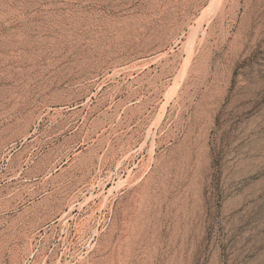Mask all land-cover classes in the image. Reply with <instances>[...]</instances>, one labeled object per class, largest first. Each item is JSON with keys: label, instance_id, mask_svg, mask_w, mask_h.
<instances>
[{"label": "rangeland", "instance_id": "1", "mask_svg": "<svg viewBox=\"0 0 264 264\" xmlns=\"http://www.w3.org/2000/svg\"><path fill=\"white\" fill-rule=\"evenodd\" d=\"M103 1L0 0V264H264V0Z\"/></svg>", "mask_w": 264, "mask_h": 264}, {"label": "bare ground", "instance_id": "2", "mask_svg": "<svg viewBox=\"0 0 264 264\" xmlns=\"http://www.w3.org/2000/svg\"><path fill=\"white\" fill-rule=\"evenodd\" d=\"M103 1V0H102ZM105 1V0H104ZM103 1V2H104ZM105 2H107V1H105ZM102 4H104V3H102ZM86 17V16H85ZM135 17H137V16H135ZM77 18V17H76ZM87 18V17H86ZM89 18V17H88ZM65 19V18H64ZM69 19V18H68ZM72 19V18H71ZM74 19H75V17H74ZM78 19H79V17H78ZM60 20V19H59ZM73 20V19H72ZM71 20V21H72ZM91 20V19H90ZM63 21V20H62ZM74 21H76V20H74ZM94 21V20H93ZM102 21V20H101ZM110 22H112L111 20H109ZM56 22H57V20H56ZM60 22V21H59ZM57 23V24H61V23ZM64 22V21H63ZM67 22V21H66ZM69 22V21H68ZM83 22V21H82ZM86 22H87V20H86ZM105 22V21H104ZM135 22V21H134ZM134 22H132L133 24H134ZM70 23V22H69ZM81 22H79V24H80ZM89 23V22H88ZM90 23H91V21H90ZM97 23V22H96ZM126 23V22H125ZM128 23V22H127ZM137 23V22H136ZM135 23V24H136ZM142 23V22H141ZM141 23H140V25H141ZM56 24V23H55ZM73 24V23H72ZM71 24V25H72ZM78 24V23H77ZM91 24H93V22L91 23ZM122 24V23H121ZM131 24V23H130ZM65 25V24H64ZM87 25V24H86ZM96 25V24H95ZM113 25V24H112ZM116 25V24H115ZM118 25V24H117ZM123 25V24H122ZM27 26V25H26ZM26 26H24V27H26ZM59 26H61V25H59ZM59 26H57V27H59ZM76 25H74V26H72L73 28L75 27ZM79 26V25H78ZM77 26V27H78ZM85 26V25H84ZM88 26V25H87ZM93 26V25H92ZM97 26V25H96ZM95 26V27H96ZM118 26H120V25H118ZM128 27H129V25H127ZM131 26V25H130ZM28 27V26H27ZM26 27V28H27ZM42 27V26H41ZM40 27V28H41ZM49 27V26H48ZM54 27V26H53ZM89 27V26H88ZM87 27V28H88ZM94 27V26H93ZM93 27H92V29H93ZM113 27H115V26H113ZM117 27V26H116ZM137 27V26H136ZM30 28V27H29ZM28 28V29H29ZM60 29H61V27H59ZM58 28V29H59ZM70 28V27H69ZM82 28H83V25H82ZM86 28V27H85ZM85 28H83L84 30H85ZM86 28V29H87ZM135 28V27H134ZM133 28V29H134ZM139 28V27H138ZM21 29V28H20ZM19 29V30H20ZM25 29V28H24ZM24 29L22 30V31H24ZM42 29H43V27H42ZM42 29H40V30H42ZM48 29V28H47ZM50 29V28H49ZM53 29V28H52ZM64 29V28H63ZM71 29V28H70ZM77 29V28H76ZM78 29H81V27L80 28H78ZM89 30H90V28H88ZM96 29V28H95ZM98 29V28H97ZM129 29H130V27H129ZM136 29V28H135ZM134 29V30H135ZM20 30V31H21ZM26 30V29H25ZM30 30V29H29ZM38 30V29H37ZM66 30H68V29H66ZM110 30V29H109ZM125 30V29H124ZM138 30V29H137ZM137 30H136V32H137ZM18 31V30H17ZM43 31H45L44 29L42 30V33L44 34L45 32H43ZM70 31V30H69ZM72 31V30H71ZM74 31V30H73ZM77 32H78V30H76ZM86 31V30H85ZM91 31V30H90ZM102 31H104V30H102ZM131 31V30H130ZM140 31V30H139ZM138 31V32H139ZM142 31V30H141ZM19 32V31H18ZM16 33L17 35L19 34L20 36V38H21V35L22 34H20V33ZM28 32H30V31H28ZM49 32V31H48ZM59 32H60V30H59ZM63 32V31H62ZM61 32V33H62ZM64 32H65V30H64ZM63 32V34H65V33H67V31L64 33ZM89 32V31H88ZM87 32V33H88ZM94 32V31H93ZM95 32H96V30H95ZM99 32V31H98ZM97 32V33H98ZM101 32V31H100ZM113 32V31H112ZM118 32V31H117ZM125 32H127V31H125ZM124 32V33H125ZM145 32V31H144ZM23 33V32H22ZM26 33H27V31H26ZM37 33H38V31H37ZM40 33V32H39ZM42 33H41V35H42ZM53 33H55V32H53ZM52 33V34H53ZM69 33H71V32H69ZM74 33H75V31H74ZM85 33V32H84ZM87 33H86V35H87ZM91 32H89L88 33V36H89V39H91L92 40V44H94V47L96 48V50H101V49H103V45H102V43H105V42H101V41H99L95 36L96 35H93V34H91V35H89ZM124 33H123V35H124ZM128 33H129V30H128ZM133 33V31L131 32V34ZM24 34V36L26 35L25 34V32L23 33ZM59 34V33H58ZM58 34H57V37H58ZM78 34V33H77ZM113 34V33H112ZM116 34V33H115ZM130 34V35H131ZM135 34V33H134ZM138 34V33H137ZM140 34H142V32H140ZM47 35V34H46ZM46 35H45V38H47L46 37ZM53 35H55V34H53ZM65 35H67V34H65ZM70 35V34H69ZM75 36L74 37H76L77 35L76 34H74ZM99 35V34H98ZM127 35V34H126ZM23 36V35H22ZM23 36V38H25ZM39 36V35H38ZM71 36H72V34H71ZM105 36V35H104ZM109 36V35H108ZM18 37V36H17ZM28 37H29V34H28ZM52 37V36H51ZM56 37V36H55ZM62 37V36H61ZM65 37V36H64ZM66 37H69V36H66ZM98 37V36H97ZM100 37V36H99ZM111 37H113V36H111ZM124 37V36H123ZM128 37H129V35H128ZM23 38H22V40H23ZM27 38V37H26ZM40 38V37H39ZM78 38V41L77 42H75L76 41V39ZM77 38L75 39V41L74 42H69L67 45H65V46H67V48H68V50H69V52L71 51V52H74L76 55H77V57L78 58H81L80 60H79V64L80 65H82V67H85L87 64H91V62H92V58H93V53H92V51L90 50V48L89 49H86V46L84 47V46H81V43L82 42H85L86 41V38L84 37V36H82L81 35V33H80V35L78 34V36H77ZM115 38V37H114ZM51 39V38H50ZM55 38L53 37V40H54ZM57 40H58V38H56ZM55 39V40H56ZM103 39V38H102ZM107 39V38H106ZM112 39V38H111ZM127 39V38H126ZM25 40V39H24ZM52 40V39H51ZM62 40V39H61ZM60 40V41H61ZM65 40H66V38H65ZM68 40H70V37L68 38ZM72 40V39H71ZM88 40V39H87ZM90 40V41H91ZM122 40H123V38H122ZM141 40H142V38H141ZM59 41V40H58ZM73 41V40H72ZM104 41V40H103ZM111 41V40H110ZM117 41V40H116ZM31 42H33V41H31ZM36 42V41H35ZM89 42V41H88ZM107 42V41H106ZM119 42V41H118ZM122 42V41H121ZM124 42V41H123ZM127 42V41H126ZM125 42V43H126ZM132 42H134V41H132ZM144 42V41H143ZM37 43V42H36ZM39 43V42H38ZM60 43V42H59ZM35 44V43H34ZM40 44V43H39ZM60 44H63V42L62 43H60ZM83 44V43H82ZM112 44V43H111ZM36 45H38V44H36ZM64 45H62V46H64ZM88 45V44H87ZM107 45V44H106ZM113 45V44H112ZM111 45V46H112ZM117 45V44H116ZM115 45V46H116ZM120 45V44H119ZM125 45V44H124ZM131 45V44H130ZM133 45V44H132ZM39 46V45H38ZM53 46H54V44H53ZM110 46V45H109ZM122 46H123V43H122ZM128 46V45H127ZM137 46V45H136ZM61 47V46H60ZM60 47H58V49L60 48ZM119 47V46H118ZM106 48V47H105ZM124 48V47H123ZM132 48V47H131ZM56 49V48H55ZM66 49V48H65ZM115 49V48H114ZM122 49V48H121ZM120 49V50H121ZM57 50V49H56ZM60 50H62V49H60ZM68 50L66 51V52H68ZM107 50H108V48H107ZM110 50V49H109ZM119 50V51H120ZM126 50H127V48H126ZM121 51H123V50H121ZM138 51V50H137ZM113 52V51H112ZM117 52V51H116ZM124 52V51H123ZM100 53V52H99ZM110 53V52H109ZM119 53V52H118ZM73 54V53H72ZM124 54V53H123ZM95 55V54H94ZM103 55V54H102ZM102 55H100V56H102ZM109 55V54H108ZM119 55V54H118ZM136 55V54H135ZM68 56V53H67V55H66V57ZM72 56V58H73V55H71ZM64 57V56H63ZM98 57V56H97ZM109 57V56H108ZM65 58V57H64ZM64 58H61V59H64ZM100 58V57H99ZM99 58H97V59H99ZM111 58V57H110ZM122 58V57H121ZM67 59H68V57H67ZM70 59V58H69ZM104 59V58H103ZM106 59V58H105ZM115 59V58H114ZM77 60V61H78ZM100 60V59H99ZM108 60V59H107ZM113 60V59H112ZM118 60H119V58H118ZM126 60V59H125ZM61 61V60H60ZM72 61H73V59H72ZM71 61V62H72ZM103 61V60H102ZM105 61V60H104ZM124 61V60H123ZM99 62V61H98ZM113 62H116V61H113ZM120 62V61H119ZM121 62H122V60H121ZM59 63V62H58ZM68 63H70V62H68ZM96 63V62H95ZM99 63H101V62H99ZM103 63V62H102ZM67 64V63H66ZM74 64H76L75 63V61H74ZM93 64V63H92ZM97 64V63H96ZM95 64V65H96ZM119 64V63H118ZM117 64V65H118ZM63 65V64H62ZM65 65V64H64ZM101 65V64H100ZM67 66H68V64H67ZM73 66V65H72ZM90 66V65H89ZM88 66V67H89ZM93 66V65H92ZM91 66V67H92ZM97 66V65H96ZM110 66V65H109ZM61 67V66H60ZM64 66H62V68H63ZM81 67V66H80ZM95 67V66H94ZM116 67V66H115ZM67 68V67H66ZM73 68V67H72ZM72 68H69V69H72ZM78 68H79V66H78ZM65 69V68H64ZM63 69V70H64ZM90 69V68H89ZM98 69V68H97ZM62 70V69H61ZM76 70H77V68H76ZM79 70V69H78ZM86 70V69H85ZM92 70H94V69H92ZM66 71V70H65ZM70 71V70H69ZM68 71V72H69ZM73 71V70H72ZM16 71H14V73H15ZM20 72V71H19ZM22 72H23V70H22ZM67 72V71H66ZM80 72V71H79ZM83 72V71H82ZM96 72V71H95ZM17 73V72H16ZM21 73V72H20ZM20 73H18V74H20ZM25 73V72H24ZM36 73V72H35ZM34 73V74H35ZM63 73V72H62ZM61 73V74H62ZM69 73H71V72H69ZM78 73V72H77ZM65 74V73H64ZM85 74V73H84ZM29 75V74H28ZM37 75V74H36ZM39 75V74H38ZM74 75V74H73ZM77 75V74H76ZM20 76V75H19ZM39 76H41V75H39ZM38 76V77H39ZM62 76V75H61ZM68 76V75H67ZM75 76V75H74ZM88 76H91V75H88ZM87 76V77H88ZM10 77V76H9ZM13 77V76H12ZM35 77H37V76H35L34 75V77H30V76H25V74L23 75V73H22V75L20 76V77H18V78H15L16 80H17V82H16V84L12 87V85H11V89L9 90V87H8V89H6L7 91L9 90V92L8 93H6V94H9V95H11L10 96V98H12L13 99V110H11L12 112L14 111V112H16L19 116H20V119L21 118H25V117H27L28 118V116H32L33 115V111H34V108L36 107H40V108H43V109H46V110H48V111H50V110H54V111H57V112H59V113H62L63 112V110H65V109H73V108H76L79 104H78V101H77V98H76V96L77 95H75L74 94V91H73V87L71 88V87H66V86H61L60 84H54V83H52V82H40L39 80H38V78H37V80L39 81H37L36 79H33V78H35ZM63 77H64V75H63ZM81 77V76H80ZM79 77V78H80ZM62 78V77H61ZM85 78V77H84ZM9 79H11V78H9ZM41 79V78H40ZM42 79H43V76H42ZM55 79V78H54ZM59 79V78H58ZM63 79H65V77L63 78ZM74 79V78H73ZM43 80H46L45 79V77H44V79ZM49 80V79H48ZM62 80V79H61ZM60 79H59V81H61ZM84 79H82L81 81H83ZM88 80V79H87ZM11 81H12V79H11ZM14 81V80H13ZM12 81V82H13ZM50 81H52V80H50ZM78 81V80H77ZM85 81H86V79H85ZM56 82V81H55ZM69 82V81H68ZM71 82V81H70ZM73 82V81H72ZM75 82V81H74ZM62 83V82H61ZM75 83H77V82H75ZM13 84V83H12ZM65 84V83H64ZM83 84V83H82ZM76 85V84H75ZM80 85V84H79ZM68 86V85H67ZM77 86H78V84H77ZM81 87V86H80ZM79 88V87H78ZM77 88V89H78ZM87 89V88H86ZM84 91V90H83ZM87 91V90H86ZM4 92V91H3ZM6 92V91H5ZM76 92V91H75ZM81 92V91H80ZM3 94V93H2ZM65 94H68V96H65ZM74 94V95H73ZM79 94V93H78ZM4 95V94H3ZM4 98H5V96H4ZM9 98V99H10ZM5 99H7V98H5ZM88 99V98H87ZM2 101H3V99H2ZM12 101V100H11ZM7 103V102H6ZM9 103H11V102H9ZM8 104V103H7ZM76 104V105H75ZM7 107H9V106H7ZM12 107V106H11ZM8 110V109H7ZM38 110V109H37ZM82 110V109H81ZM71 112V111H70ZM5 113H7V112H5ZM15 113V114H16ZM11 114V113H10ZM76 114V113H75ZM12 116H11V119H12V117H14V115L13 114H11ZM35 116V115H34ZM17 117V116H16ZM71 117V116H70ZM9 118V117H8ZM26 118V119H27ZM88 118V117H87ZM86 118V119H87ZM79 119V118H78ZM15 120V118L13 119V121ZM12 121V120H11ZM12 121V122H13ZM20 121H22V120H20ZM24 121H27V120H24ZM30 121H31V119H30ZM23 122V121H22ZM33 122V121H32ZM65 122V121H64ZM70 123V122H69ZM13 124H15V123H13ZM20 124V123H19ZM19 124H18V126H19ZM21 124H23V123H21ZM77 124V123H76ZM14 126H16V125H14ZM84 126V125H83ZM92 135V134H91ZM9 207V206H8ZM7 208V207H6ZM10 208V207H9ZM1 213V212H0ZM3 215V214H2ZM8 215V214H7ZM4 217V216H3ZM3 219V218H2ZM1 221V220H0ZM5 222V221H4ZM6 224V223H5ZM1 225H2V223H1Z\"/></svg>", "mask_w": 264, "mask_h": 264}]
</instances>
